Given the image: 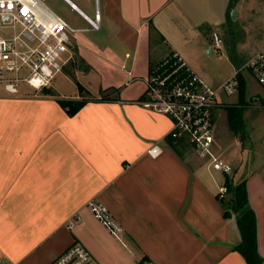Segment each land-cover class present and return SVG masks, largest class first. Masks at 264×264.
Returning a JSON list of instances; mask_svg holds the SVG:
<instances>
[{"label":"crops","instance_id":"obj_1","mask_svg":"<svg viewBox=\"0 0 264 264\" xmlns=\"http://www.w3.org/2000/svg\"><path fill=\"white\" fill-rule=\"evenodd\" d=\"M60 1L83 22L65 19L80 29L66 65L91 99L68 116L53 83L51 94L22 86L8 94L0 85V264H49L73 242L90 251V264H246L234 249L241 239L235 215L224 217L218 200L225 175L187 141L166 137L170 117L138 103L149 69L172 52L218 89L213 149L231 166V183L245 182L264 260V87L243 72L264 47V0H235L229 13L230 0ZM96 9L100 28L90 30L83 15L94 18ZM213 32L233 41L238 33L223 62L232 70L227 80L240 71L245 81L242 119L249 123L241 137L225 109L238 102L235 81L221 90L226 79L213 80L199 61L215 50ZM90 198L120 223L119 237L93 217Z\"/></svg>","mask_w":264,"mask_h":264},{"label":"built area","instance_id":"obj_2","mask_svg":"<svg viewBox=\"0 0 264 264\" xmlns=\"http://www.w3.org/2000/svg\"><path fill=\"white\" fill-rule=\"evenodd\" d=\"M83 17L90 30L100 28L98 9L94 18ZM79 30L46 8L41 0H0V85L10 94L17 93L21 84L35 90L50 86L70 60L71 36ZM212 37L213 47L219 48V34L213 32ZM243 67L264 87V47ZM145 82V91L138 103L171 118L166 137L187 141L196 154L207 161L209 168L225 176L229 174L231 166L213 149L211 113L218 89L205 82L177 52L169 53L151 66ZM229 87L228 83L220 86L225 90ZM148 152L157 153L156 146ZM225 193L223 182L218 188V197ZM86 207L111 234L119 237L122 226L103 202L90 198ZM90 262V251L83 244L73 242L49 264Z\"/></svg>","mask_w":264,"mask_h":264},{"label":"trees","instance_id":"obj_3","mask_svg":"<svg viewBox=\"0 0 264 264\" xmlns=\"http://www.w3.org/2000/svg\"><path fill=\"white\" fill-rule=\"evenodd\" d=\"M235 0H230L228 4V13L233 7ZM233 61V57L231 58ZM235 87L238 92L237 104L226 105L227 119L229 128L234 134L241 137L244 134V124L242 119L244 104V88L245 81L240 71L234 75ZM78 92L82 96L80 99L72 98H58L57 103L65 110L68 116L74 115L87 101L91 98L85 97V88L76 82ZM45 93L51 94L49 89L43 88ZM104 97L94 100H102ZM224 184L226 192L229 194L228 198L218 197L220 204L224 207V217H229L232 213L235 215L236 224L240 232V242L234 247L242 257L246 264H264L263 258L257 250V235H256V218L254 211L248 204L245 182H240L236 185L232 184L230 178L225 176Z\"/></svg>","mask_w":264,"mask_h":264},{"label":"rangeland","instance_id":"obj_4","mask_svg":"<svg viewBox=\"0 0 264 264\" xmlns=\"http://www.w3.org/2000/svg\"><path fill=\"white\" fill-rule=\"evenodd\" d=\"M45 3L48 6H50L51 8H53L54 11L58 15H60L64 19L68 20L73 25H81V24H83L81 19L79 17H77V15L75 13L71 12V10L63 2H61L60 0H45ZM220 35L222 37V40H221V45H220L219 49L215 48L213 54H208L207 52L202 53L200 55V57H199V61L204 65L206 73L208 75H210L213 80L222 81V80L226 79L224 81V83H228L230 88L232 89V84L234 82V75L231 78L232 70L230 72V69H228L226 67L225 62H223V58H224V55H226L227 51L230 52V55L234 54L233 43H234V41H236L238 33L235 34L236 38H235L234 41H233L234 37L231 36L229 33L225 34L223 32V33H220ZM72 38L73 37L71 36V40H72ZM220 55H222V56L220 57ZM74 69L75 68L72 65L68 64V65H66L64 67L63 71H65L66 73H69L71 75V73L73 72ZM243 72L247 73V76H249L248 75L249 74L248 69H244ZM229 75H231V76L227 80V77ZM71 76H72V78L64 77L63 74H59L58 73L55 76V78L53 79V81H52L53 89L56 90L59 94L63 95L62 97L70 98L71 95H75L74 93L77 92L78 88H77V85H76V81L74 80L73 75H71ZM80 77L83 80V82L88 84V87L90 89L94 88L95 82H94V79L92 78V76H89V75H86L84 73H81ZM52 83H51V85H52ZM54 83H55V85H54ZM20 86H22L24 88H28L30 90H33L32 88L28 87L26 84H21ZM50 86L45 87V88L46 89H51ZM249 87H251V86L249 85ZM221 90H225V89L221 88ZM41 91L43 92L44 90L41 89ZM0 92L3 93V91H1V89H0ZM7 93H4V94H7ZM53 94H56V93L53 92ZM84 96L85 97H89V96H86V94H84ZM245 123H246V126H248L247 123H249V122H245ZM221 125H222V123L221 124H217V129ZM246 126H244V131L245 132H246V128H247ZM211 170H213V169H211ZM213 171H215V170H213ZM227 196H228V194L226 192L224 194V197L226 198Z\"/></svg>","mask_w":264,"mask_h":264},{"label":"water","instance_id":"obj_5","mask_svg":"<svg viewBox=\"0 0 264 264\" xmlns=\"http://www.w3.org/2000/svg\"><path fill=\"white\" fill-rule=\"evenodd\" d=\"M234 14H235V11L232 10V11H231V16H234Z\"/></svg>","mask_w":264,"mask_h":264}]
</instances>
